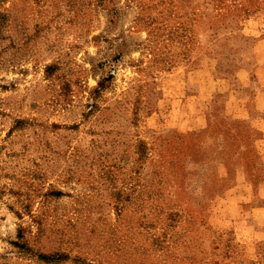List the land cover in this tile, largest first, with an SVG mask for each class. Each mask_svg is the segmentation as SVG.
<instances>
[{
  "label": "rangeland",
  "instance_id": "1",
  "mask_svg": "<svg viewBox=\"0 0 264 264\" xmlns=\"http://www.w3.org/2000/svg\"><path fill=\"white\" fill-rule=\"evenodd\" d=\"M260 48L264 0H0V264H264Z\"/></svg>",
  "mask_w": 264,
  "mask_h": 264
},
{
  "label": "crops",
  "instance_id": "2",
  "mask_svg": "<svg viewBox=\"0 0 264 264\" xmlns=\"http://www.w3.org/2000/svg\"><path fill=\"white\" fill-rule=\"evenodd\" d=\"M257 56L262 59L256 64L257 67H259L260 65H262V61L264 59L263 48L259 49ZM215 82H218L216 84L220 85L223 81L216 79L214 83ZM226 88L229 89L228 83ZM217 91H220V89L217 88ZM228 91L230 100H232V103L234 105L244 107L246 105L245 103L251 99L254 109L264 116V90L257 88V84H254L252 78L248 75V71H246V69L241 68L236 73V78L234 79V82L231 85V90Z\"/></svg>",
  "mask_w": 264,
  "mask_h": 264
},
{
  "label": "trees",
  "instance_id": "3",
  "mask_svg": "<svg viewBox=\"0 0 264 264\" xmlns=\"http://www.w3.org/2000/svg\"><path fill=\"white\" fill-rule=\"evenodd\" d=\"M1 87V84H0ZM56 196L61 195L60 191H55L54 193ZM158 213V212H157ZM158 214H164V216H162L163 220L160 222V226L159 228L161 229V233L160 235L156 233V224H158V220H152V221H146L145 222V227L148 228L149 231H151L150 236L153 238L154 242H159L157 238H161V236L163 235H167L168 231H166V228L168 226H171L174 222H178L179 219V213L175 212L172 208L168 209L167 211H160ZM41 258H43L44 260H48V261H52V260H58L59 258H61L62 254H51V255H47V254H41L40 255Z\"/></svg>",
  "mask_w": 264,
  "mask_h": 264
}]
</instances>
